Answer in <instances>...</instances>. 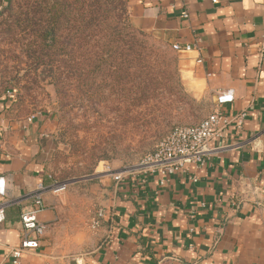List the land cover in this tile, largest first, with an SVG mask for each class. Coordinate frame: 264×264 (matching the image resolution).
<instances>
[{
    "label": "crops",
    "instance_id": "obj_1",
    "mask_svg": "<svg viewBox=\"0 0 264 264\" xmlns=\"http://www.w3.org/2000/svg\"><path fill=\"white\" fill-rule=\"evenodd\" d=\"M128 8L136 28L170 46H193L178 52L186 92L213 111L217 93L233 90L221 110L245 111L244 125L208 143L204 168L120 184L88 178L77 181L85 190L47 193L39 219L48 228L40 247L24 253L26 264H264V0H128ZM4 103L0 175L23 197L44 182L34 157L39 130L6 115ZM29 205L11 207L0 224V264L12 262ZM96 207L105 218L92 231L87 219Z\"/></svg>",
    "mask_w": 264,
    "mask_h": 264
},
{
    "label": "trees",
    "instance_id": "obj_2",
    "mask_svg": "<svg viewBox=\"0 0 264 264\" xmlns=\"http://www.w3.org/2000/svg\"><path fill=\"white\" fill-rule=\"evenodd\" d=\"M6 2L0 13L13 20L10 29L15 26L20 35L26 33V88L52 84L62 106L71 102L72 91L77 89L98 111L108 101L105 89L110 87L131 115L124 122L128 127L138 123L133 117L135 108L155 102L148 112L164 111L167 117L188 99L196 102L183 85L177 51L131 23L128 0ZM5 81L10 83L3 80L1 87ZM5 90H10L8 85ZM166 117L138 123L143 132L154 129V138L144 141L149 152L175 127L167 132L173 120ZM155 138L160 139L154 146ZM109 151L101 149L95 161L108 159Z\"/></svg>",
    "mask_w": 264,
    "mask_h": 264
},
{
    "label": "rangeland",
    "instance_id": "obj_3",
    "mask_svg": "<svg viewBox=\"0 0 264 264\" xmlns=\"http://www.w3.org/2000/svg\"><path fill=\"white\" fill-rule=\"evenodd\" d=\"M6 5V0H0V12ZM9 24L13 26V20L8 19L7 14L0 13V94H4L0 96V102H5L2 111L14 121L35 124L39 130L40 151L34 157H39L44 183L49 184L52 180L68 182L67 192L77 181L88 178H96L104 184L111 178L102 172L107 167L120 170L137 165L151 150L145 148L144 141L149 142L155 134L153 127H150V132H143L137 127L138 123L153 117L154 120H163L166 117L164 111L162 114L159 111L148 112L155 102L150 107L135 108L137 112L133 117L138 123L128 127L124 122L131 115L126 114L125 103L118 92L113 94L110 87L105 89L109 99L99 106L98 111H95V104L77 89L72 91L71 102L62 106V100L52 84L42 83V87L26 88V33L20 35L17 32L19 29L15 26L10 29ZM168 46L172 49V46ZM3 80L10 83L5 81L1 87ZM7 85L11 93H3ZM171 111L172 115L167 117L173 121L167 132L176 125L199 123L212 109L202 101L188 99V103ZM159 139H156L154 146ZM103 148L110 150L109 158L96 162L95 155ZM76 186L86 189L84 184ZM100 209L96 207L87 219V227L92 231L99 228L92 227V220Z\"/></svg>",
    "mask_w": 264,
    "mask_h": 264
},
{
    "label": "built area",
    "instance_id": "obj_4",
    "mask_svg": "<svg viewBox=\"0 0 264 264\" xmlns=\"http://www.w3.org/2000/svg\"><path fill=\"white\" fill-rule=\"evenodd\" d=\"M172 48L177 51H190L191 44L175 42ZM11 93V90H8ZM235 99L233 90L220 91L216 96V108L205 118L195 125H176L168 134L160 139L156 149L143 156L140 162L132 167H125L120 170L107 167L103 174L110 176L117 184L123 183L132 176H143L161 173L164 176H171L179 172L189 171L191 168L201 169L208 165L212 149L208 143L214 138H223L231 124L242 128L247 113L240 112L229 116L221 110V106L232 103ZM197 181V176H192ZM166 184V177L160 182ZM9 182L6 176L0 175V224L7 219L11 207L29 201L30 205L20 214V221L23 228L21 242L10 251L11 264H26L24 253L26 250L36 251L41 240L46 234L47 224L40 221L39 214L46 208L45 196L47 193L61 194L68 189L69 183L65 181L52 180L45 184L38 182L36 187L23 197H14L9 192ZM204 207L206 205H203ZM105 218V211L100 209L92 220V227H100Z\"/></svg>",
    "mask_w": 264,
    "mask_h": 264
}]
</instances>
